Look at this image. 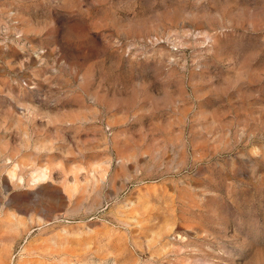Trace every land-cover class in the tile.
<instances>
[{"label":"rangeland","instance_id":"rangeland-1","mask_svg":"<svg viewBox=\"0 0 264 264\" xmlns=\"http://www.w3.org/2000/svg\"><path fill=\"white\" fill-rule=\"evenodd\" d=\"M0 264H264V0H0Z\"/></svg>","mask_w":264,"mask_h":264},{"label":"bare ground","instance_id":"bare-ground-1","mask_svg":"<svg viewBox=\"0 0 264 264\" xmlns=\"http://www.w3.org/2000/svg\"><path fill=\"white\" fill-rule=\"evenodd\" d=\"M45 178H46V173L44 172V170L41 171V172L40 171H36L35 175L32 176L30 181L32 182V184H34V183H36L38 181H41V180H43Z\"/></svg>","mask_w":264,"mask_h":264}]
</instances>
